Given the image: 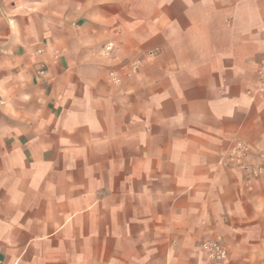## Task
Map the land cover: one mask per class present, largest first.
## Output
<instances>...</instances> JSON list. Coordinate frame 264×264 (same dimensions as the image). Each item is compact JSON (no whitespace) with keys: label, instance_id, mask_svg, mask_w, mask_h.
Returning <instances> with one entry per match:
<instances>
[{"label":"crops","instance_id":"1","mask_svg":"<svg viewBox=\"0 0 264 264\" xmlns=\"http://www.w3.org/2000/svg\"><path fill=\"white\" fill-rule=\"evenodd\" d=\"M263 14L0 0V264H207L214 238L264 264V177L221 162L236 139L264 162Z\"/></svg>","mask_w":264,"mask_h":264},{"label":"built area","instance_id":"2","mask_svg":"<svg viewBox=\"0 0 264 264\" xmlns=\"http://www.w3.org/2000/svg\"><path fill=\"white\" fill-rule=\"evenodd\" d=\"M261 29L264 38V14ZM114 51L115 43L113 41H108L101 47L100 54L105 57H112ZM136 69V64L131 65V71H135ZM108 75L113 82L116 83L120 81L119 76L113 70H110ZM256 81L257 94L264 95V67L257 70ZM249 155L250 147L244 141L236 139L232 142L221 162L234 168L245 179L264 177V162H251L249 160ZM199 246L206 255L207 264H220L228 258V249L220 238L203 241Z\"/></svg>","mask_w":264,"mask_h":264},{"label":"rangeland","instance_id":"3","mask_svg":"<svg viewBox=\"0 0 264 264\" xmlns=\"http://www.w3.org/2000/svg\"><path fill=\"white\" fill-rule=\"evenodd\" d=\"M109 71H110V70H109ZM109 71H108V72H109ZM250 157H251V156H250ZM249 160H250V158H249ZM250 161H251V162H257V161H255V160L253 161L252 159H251ZM258 162H261V161H258Z\"/></svg>","mask_w":264,"mask_h":264}]
</instances>
